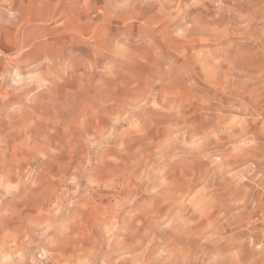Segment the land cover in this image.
<instances>
[{"label": "rangeland", "instance_id": "374dc122", "mask_svg": "<svg viewBox=\"0 0 264 264\" xmlns=\"http://www.w3.org/2000/svg\"><path fill=\"white\" fill-rule=\"evenodd\" d=\"M0 264H264V0H0Z\"/></svg>", "mask_w": 264, "mask_h": 264}]
</instances>
